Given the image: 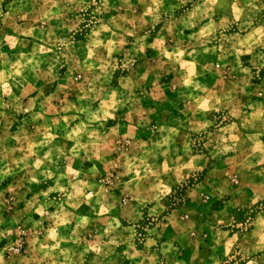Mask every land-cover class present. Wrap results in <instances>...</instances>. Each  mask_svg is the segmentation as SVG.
<instances>
[{
    "label": "rangeland",
    "instance_id": "1",
    "mask_svg": "<svg viewBox=\"0 0 264 264\" xmlns=\"http://www.w3.org/2000/svg\"><path fill=\"white\" fill-rule=\"evenodd\" d=\"M203 3L0 0L6 264H264L254 221L264 197L254 204L246 189L264 178V128L253 119L264 113V44L238 63L248 33L227 6L212 9L209 32L193 15ZM45 11L59 14L44 22ZM239 196L249 198L239 209L225 204Z\"/></svg>",
    "mask_w": 264,
    "mask_h": 264
},
{
    "label": "clouds",
    "instance_id": "2",
    "mask_svg": "<svg viewBox=\"0 0 264 264\" xmlns=\"http://www.w3.org/2000/svg\"><path fill=\"white\" fill-rule=\"evenodd\" d=\"M23 2V0H22ZM51 2V0H46V3ZM93 3L96 2V0H92ZM189 0H181L182 4L188 3ZM84 4V0H65V4L71 5V4ZM153 3L156 5H160L162 3V0H153ZM216 6H219L221 8L227 6L231 9V15L233 17L232 22L235 23L243 32H247L248 35L244 37L243 39L238 41L239 47L236 49V55H237V62L239 63V58L241 55L244 54H250L252 48L255 45L258 44H264V22H261V13L264 12V0H204V3L201 7H197L195 11L193 12V15H196L197 13L200 14L201 17H206L209 20V25H208V31L209 32H215L216 31V26L212 22L211 18V13L212 9ZM86 7V5H85ZM155 11V10H154ZM54 14H59V13H51V11H45L43 16L41 17V20L46 22L47 18H49L51 15ZM32 29H30L31 33ZM9 39V37L5 36V40ZM2 43V42H0ZM0 55H3V53H0ZM261 59H264V56L260 57ZM31 63V61H29ZM245 72H247V69H244ZM4 73L0 71V77H3ZM19 83V81H17ZM186 86H188L189 81H185ZM193 87H199V85H193ZM107 115V113L105 114ZM261 117H264V113H258V112H253V119L254 120H260L261 128H264V120H261ZM111 119H115V115H111ZM175 131V130H173ZM259 135H264V131H259ZM50 143V141L46 138L43 142V146H47ZM169 143V138H164L162 141L158 142L156 145L159 148H163L165 145H168ZM262 157H264V146H262L260 149H258ZM227 151V149H225ZM77 153L74 152L73 155L75 156ZM50 156V153H49ZM49 156H46L45 159H48ZM262 163H264V158L261 160ZM43 163L42 160H37L36 161V167L39 168L40 165ZM183 167L191 169L193 167V164L189 162L188 164L184 165ZM202 170V169H201ZM93 171H95V168H93ZM150 171V169H148ZM47 178L52 177V173L48 172L46 173ZM171 193L170 188H165L162 189L161 193L154 195L152 197L153 200L159 204V200L161 199L162 195H168ZM45 196L48 195V193H44ZM89 195H94L93 193H89ZM262 197L256 196L253 199V203H258L259 199ZM99 202V201H98ZM162 207V206H161ZM264 208V206H262ZM38 211L43 213L42 209H38ZM153 213L156 211L155 208H153ZM87 218H83L81 223L86 224ZM71 223L70 220H58L57 223V228L60 227L61 225L67 226V224ZM221 223H223L221 221ZM115 225L118 227L119 226V221H115ZM243 229V226H241ZM57 228H52L49 231L48 237L54 241H57L56 244L53 245L55 248H59V241L63 239L62 237H59V234L57 232ZM257 229H258V234H259V239L257 240V247L259 248H264V216H259L258 221H257ZM113 229L110 227L107 231H112ZM4 233L0 232V236H3ZM225 236H227V233H224ZM239 233L233 234L231 239L227 241V246L225 248V255H229L233 245H237L239 241ZM46 238V239H47ZM111 243L115 244L116 241L112 240L110 241ZM17 243H19L17 241ZM150 244H154L155 241H149ZM171 249V245L168 246L167 250ZM11 251V248L8 249ZM92 251H95L96 253H100L101 249L99 247L91 249ZM165 250V254L166 251ZM239 254V253H237ZM230 259H235V256H230ZM0 264H6L5 258L3 251H0ZM215 264H220L219 260L215 261ZM247 264H258L257 259H248Z\"/></svg>",
    "mask_w": 264,
    "mask_h": 264
},
{
    "label": "crops",
    "instance_id": "3",
    "mask_svg": "<svg viewBox=\"0 0 264 264\" xmlns=\"http://www.w3.org/2000/svg\"><path fill=\"white\" fill-rule=\"evenodd\" d=\"M264 146V141H263V145ZM258 163H260L261 165H263V163L261 161H258ZM255 166V165H254ZM252 165L250 166V169H252ZM249 169V170H250ZM262 171H264V165H263V168H262ZM250 172V171H249ZM251 172L253 173V169L251 170ZM246 189L248 190L247 192L249 193V190L253 191V196L256 195V196H262V193H264V178L262 181L260 182H250V183H247L246 184ZM246 189H244V191H246ZM254 189H256V191L254 192ZM264 196H262L263 198ZM243 198L244 201H247V198L248 197H243V196H239V197H236V198H229L227 200V202L225 203L226 205H230L232 206L233 208H237L239 209L240 208V205L238 203V201H240L241 199ZM249 200V198H248ZM259 216H264V212H261V213H258L257 216L254 218V221L257 222L258 221V217Z\"/></svg>",
    "mask_w": 264,
    "mask_h": 264
}]
</instances>
